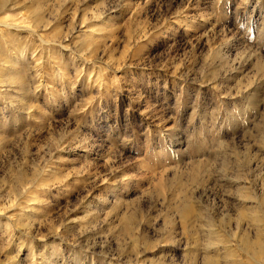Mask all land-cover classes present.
<instances>
[{
  "label": "rangeland",
  "instance_id": "rangeland-1",
  "mask_svg": "<svg viewBox=\"0 0 264 264\" xmlns=\"http://www.w3.org/2000/svg\"><path fill=\"white\" fill-rule=\"evenodd\" d=\"M0 264H264V0H0Z\"/></svg>",
  "mask_w": 264,
  "mask_h": 264
},
{
  "label": "bare ground",
  "instance_id": "bare-ground-1",
  "mask_svg": "<svg viewBox=\"0 0 264 264\" xmlns=\"http://www.w3.org/2000/svg\"><path fill=\"white\" fill-rule=\"evenodd\" d=\"M213 244V243H212ZM219 246H220V244H219ZM223 246V245H222ZM214 247V246H213ZM216 247H218V246H216ZM219 249V248H218Z\"/></svg>",
  "mask_w": 264,
  "mask_h": 264
}]
</instances>
